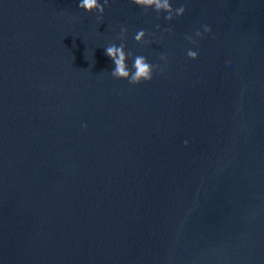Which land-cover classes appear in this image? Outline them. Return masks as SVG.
Segmentation results:
<instances>
[{
  "label": "water",
  "instance_id": "water-1",
  "mask_svg": "<svg viewBox=\"0 0 264 264\" xmlns=\"http://www.w3.org/2000/svg\"><path fill=\"white\" fill-rule=\"evenodd\" d=\"M79 2L0 0V264H264V0Z\"/></svg>",
  "mask_w": 264,
  "mask_h": 264
},
{
  "label": "clouds",
  "instance_id": "clouds-1",
  "mask_svg": "<svg viewBox=\"0 0 264 264\" xmlns=\"http://www.w3.org/2000/svg\"><path fill=\"white\" fill-rule=\"evenodd\" d=\"M109 0H103V3L100 0H80L78 3V8L83 10L86 13H96L97 20H100L103 16L105 7L108 6ZM130 3L138 6L143 9L145 13H147L148 9H153L158 15L160 13H165L164 19L167 21H172L176 17H180L185 12V7L183 5L173 9L170 4V0H130ZM159 29V25L156 26ZM203 31L197 30L195 32V37H202L203 34L209 33L211 31L208 25H202ZM163 32L172 33V28H165ZM127 30L124 27L120 29V35L117 37L118 40L124 41L126 39ZM147 35L152 36L155 39V33H147ZM146 32L145 30H139L135 36L134 40L136 43L148 44L153 41L145 40ZM160 39H163V34ZM185 39L192 45L197 44V40L192 36H185ZM125 45L123 42L120 43L119 46L115 44H111L105 48V54L107 57L111 59L114 64V69L109 72L111 77L116 80H127V82L132 85H139L142 82H150L153 79L154 73L162 74L164 69L158 64L149 63L147 58L142 55L133 56L132 52H125ZM187 58L190 60H196L198 57V52L193 51L191 49L186 52ZM131 58L132 65L131 69L129 68L126 61ZM159 59L163 61L165 64L167 63V54H161ZM225 63H230L229 61H225ZM87 125L84 124L81 126V130H86ZM187 144V141L184 142Z\"/></svg>",
  "mask_w": 264,
  "mask_h": 264
}]
</instances>
